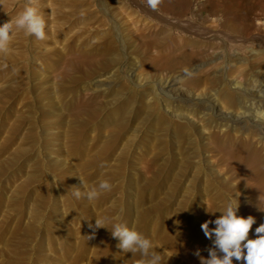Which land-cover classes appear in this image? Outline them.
<instances>
[{"label": "rangeland", "instance_id": "374dc122", "mask_svg": "<svg viewBox=\"0 0 264 264\" xmlns=\"http://www.w3.org/2000/svg\"><path fill=\"white\" fill-rule=\"evenodd\" d=\"M29 4L46 38L14 31L0 53V264H138L111 223L95 228L103 218L149 239L161 264H200L215 239L201 225L229 200L255 218L254 239L264 0H0V25ZM248 137L253 162L239 155ZM101 180L111 191L89 201Z\"/></svg>", "mask_w": 264, "mask_h": 264}, {"label": "clouds", "instance_id": "9594fccd", "mask_svg": "<svg viewBox=\"0 0 264 264\" xmlns=\"http://www.w3.org/2000/svg\"><path fill=\"white\" fill-rule=\"evenodd\" d=\"M159 0H148V5L155 8ZM45 20L31 4L19 12L14 19L0 25V53H7L14 31H24L26 35L35 36L39 40L46 38ZM259 118H264V111L258 112ZM82 182V181H81ZM112 184L108 180H101L98 186L89 189L85 196L89 201L98 199L103 193L111 191ZM77 198L81 192H74ZM239 203L232 200L226 202L221 215L214 221H205L201 228L205 236L213 240V248L209 249V258H200V264H233V258L242 261L243 264H264V224L255 229L256 238L249 239V232L256 222L251 215L248 217L238 216ZM111 223V229L106 224ZM214 223V228L209 224ZM95 228H106L113 238L119 240L117 245L124 253H140L143 257L138 264H161V257L152 252V243L135 229L126 225L113 222L108 218L96 219ZM91 239L92 237H88ZM199 256V251L195 253Z\"/></svg>", "mask_w": 264, "mask_h": 264}, {"label": "bare ground", "instance_id": "6f19581e", "mask_svg": "<svg viewBox=\"0 0 264 264\" xmlns=\"http://www.w3.org/2000/svg\"><path fill=\"white\" fill-rule=\"evenodd\" d=\"M177 22L179 23V25L182 27V29H184L185 31L189 32V33H192V34H195V35H198L200 37H206V38H212V39H228V40H231V41H234V42H245L246 39L243 38V37H239V36H236L230 32H227V31H224V30H218V31H210L208 29H206L205 27L202 28L196 24H194L193 22L191 21H180V20H177ZM216 29V28H215ZM118 37L120 39V41L122 42V33L120 32V30H118ZM213 34H216V36H214ZM194 36V35H193ZM264 42V41H263ZM190 43V42H189ZM224 56V55H223ZM226 64V63H225ZM225 66V65H224ZM223 66V68H224ZM219 67V66H218ZM221 67V65H220ZM226 67V66H225ZM221 69V70H224V69ZM218 69V68H217ZM233 84V88L234 89H239L241 90L242 89V85L239 84L238 82H236L235 84ZM232 88V89H233ZM158 91L160 92H163L161 91L163 88H161V86L159 85L157 87ZM246 91V90H245ZM237 92V91H236ZM261 93V92H260ZM259 94V93H258ZM256 94V95H258ZM238 95V94H237ZM198 96V95H197ZM243 96V95H242ZM261 96V95H260ZM263 96V95H262ZM207 97V96H206ZM241 97V95H240ZM239 97V98H240ZM257 97V96H256ZM205 98V97H203ZM209 98V96H208ZM238 98V99H239ZM263 98V97H262ZM213 99V98H212ZM217 99V98H216ZM202 100V99H201ZM204 101V100H203ZM202 101V102H203ZM219 100H217L218 102ZM227 101V100H226ZM231 101V100H230ZM215 102V101H213ZM223 103V101H222ZM227 103V102H226ZM259 103V102H258ZM264 102H262L263 104ZM205 104V102L203 103ZM211 104V103H210ZM218 104V103H217ZM220 104V102H219ZM253 104V103H252ZM216 105V103H215ZM214 105V106H215ZM224 105V104H223ZM257 105V104H256ZM261 105V104H259ZM258 105V106H259ZM203 106V105H202ZM205 106H208V105H205ZM204 107V106H203ZM254 107V106H253ZM263 107V106H262ZM257 112V111H256ZM258 112H261L259 111V108H258ZM255 124V123H254ZM261 125V124H260ZM264 128V127H263ZM261 129V128H260ZM263 132V131H262ZM256 141L253 140L252 137H248V139L246 138V140H244V142L242 144H239V155L240 157H242L243 159H246L250 162H253L255 160V156L258 154V146L256 145ZM264 181L260 179V182H256V185H255V193L257 194V197L259 198V202L257 201L258 205H259V208L260 210L256 212V215L258 214V212L260 213V219H259V223H258V227L261 225V224H264ZM251 237L252 238H256V233H254L253 229H252V233H251Z\"/></svg>", "mask_w": 264, "mask_h": 264}]
</instances>
